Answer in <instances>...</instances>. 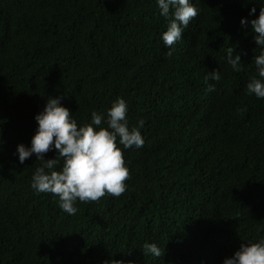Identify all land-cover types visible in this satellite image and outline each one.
I'll return each instance as SVG.
<instances>
[{"label":"trees","instance_id":"obj_1","mask_svg":"<svg viewBox=\"0 0 264 264\" xmlns=\"http://www.w3.org/2000/svg\"><path fill=\"white\" fill-rule=\"evenodd\" d=\"M192 2L169 56L156 0H0V264H222L264 238V99L245 90L260 49L239 24L264 0ZM56 96L78 125L118 97L130 126L144 121L143 146H120L126 191L77 201L74 215L30 187L34 155L20 165L5 149L12 136L30 146ZM145 242L162 256H143Z\"/></svg>","mask_w":264,"mask_h":264},{"label":"clouds","instance_id":"obj_2","mask_svg":"<svg viewBox=\"0 0 264 264\" xmlns=\"http://www.w3.org/2000/svg\"><path fill=\"white\" fill-rule=\"evenodd\" d=\"M156 4L159 15L166 21V31L160 38L168 50L166 55L170 56L173 46L182 40V33L199 10L192 0H156ZM256 12V7H252L248 16L252 17ZM239 24L250 30L260 49L253 58L257 75L246 83V94L264 99V6L259 7L255 18L242 17ZM225 61L231 69L241 71L240 54L233 47L226 49ZM209 80L219 82L220 72L216 69L207 71V92L215 89V83H208ZM127 111V102L118 97L103 112L93 110L90 122L78 125L70 110L62 106L60 96L48 97L42 110L34 115L36 130L30 146L26 147L22 140L12 136L5 149L12 151L14 162L20 165L30 164L28 158L34 155L35 161L41 164L36 167L33 163L30 187L36 193H51L58 197L60 209L74 215L77 201L94 202L106 194L117 198L126 191L129 170L120 146L139 149L144 143L140 132L143 119L130 126ZM53 150L55 157L45 159L50 156L47 152ZM142 254L160 258L163 251L155 242H145ZM104 264L125 262L109 259ZM222 264H264V238L241 243L231 256L223 258Z\"/></svg>","mask_w":264,"mask_h":264}]
</instances>
